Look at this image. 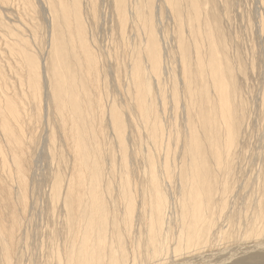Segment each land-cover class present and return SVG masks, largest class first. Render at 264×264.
<instances>
[{
    "label": "rangeland",
    "instance_id": "1",
    "mask_svg": "<svg viewBox=\"0 0 264 264\" xmlns=\"http://www.w3.org/2000/svg\"><path fill=\"white\" fill-rule=\"evenodd\" d=\"M7 3L9 5L6 6L0 1V70L9 85L7 91L18 93L26 89L20 85L23 63L15 46L21 40L16 32L28 43L35 61L40 65L44 63L41 89L44 116L32 130L28 207L24 216L20 209H16L22 223L11 263L59 264L75 243L70 200L66 194V182L72 171V154L59 130L60 117L55 111L58 106L55 96L59 97V93L55 90L51 71L58 63L55 53L53 55L51 36L56 45L60 43L67 47L66 36L61 34L63 22L55 20L51 7L47 10L42 6L43 0H7ZM137 3L141 17L154 22L161 49L162 74L159 82L152 81L150 96L161 123L158 128L162 150L159 152L153 143L156 135L154 125H148L139 111L138 116L134 105L131 70L145 37L143 27L135 17L133 1H126L129 19L123 27L117 16L115 0H78V14L79 10L83 12L99 57V93L105 115L100 121L94 119L99 108L91 105L93 92L81 79L90 116L78 113L81 116L78 119L85 117V126L91 137H85L84 145L91 157L95 132L100 128V154L91 162L90 179L92 181L94 175V181L102 191L106 250L114 247L117 238L121 237L126 252L130 253L134 248L140 251L135 259L127 258L126 264H176L178 261L177 264H184L187 260L192 263L198 254L203 259L200 264H219L228 256L237 257L233 251L246 246L250 239L258 237L257 240L264 242V0H172V10L163 0H137ZM4 24L8 26L4 27ZM197 57L204 58L206 62L211 59L210 70L215 71L218 67L227 84L232 130L229 146H222L224 134L221 130L216 135L214 130L211 134L207 131V112H210L211 124L218 129L216 121H213L217 105L210 81L215 79L204 74L201 80ZM182 58L187 63L186 80L182 75ZM69 65L72 71L75 70L74 62ZM59 73L65 74V71ZM204 84L212 95L205 96ZM52 88L54 98L49 97ZM175 88L178 89L177 98ZM158 90L161 94L157 93ZM81 98L78 95L70 102L71 112L80 106ZM141 98L145 106L144 96ZM193 108L197 109V122ZM23 111L28 116L26 125H23L28 135L27 124L32 115L29 103L23 106ZM116 117L119 124L113 122ZM121 119L125 121L123 135L119 131ZM155 119L154 113L152 120ZM193 133L196 137L192 136ZM216 136L220 141V146H217L219 159L213 154ZM193 139L196 144H193ZM150 169H155L159 175L166 198V221L169 222L168 251L154 261H147L149 248L144 218L149 211L141 208L142 202L151 196L148 195L151 189ZM9 171L13 172L11 159L0 156V173L8 176ZM194 173L196 179L193 180ZM123 174L128 175L134 192L138 190V209L133 214L134 224L129 239L122 237L120 225L125 211L120 196ZM10 185L15 187L13 178ZM57 188H60V196L54 198L52 191ZM194 199L197 200L196 207L191 208L188 202ZM86 201L87 196H84L81 210L85 208ZM185 212L189 214V223L194 221L193 216H203L199 224L201 241L195 247L178 251L176 238L180 230V215ZM85 213L87 210L84 209ZM247 231L253 232V239L245 238ZM136 242H140V246Z\"/></svg>",
    "mask_w": 264,
    "mask_h": 264
},
{
    "label": "bare ground",
    "instance_id": "2",
    "mask_svg": "<svg viewBox=\"0 0 264 264\" xmlns=\"http://www.w3.org/2000/svg\"><path fill=\"white\" fill-rule=\"evenodd\" d=\"M0 1L3 5H9L7 0ZM115 1L119 22L121 26L124 27L129 19L126 11L127 0ZM132 1L135 6V17L137 22L142 25L145 37L142 49L141 51L138 50L137 58L131 70V79L135 89L134 105L136 104L135 110L138 116H140L141 113L148 125H154L156 135L153 138V143L156 146V152H159L162 150L160 130L158 128L161 123L159 121L155 107H153L154 104L150 96L153 90L152 81L156 80L159 82L162 74L161 49L156 37V26L154 25V22L151 21L150 18H142L139 14L137 0ZM163 1L167 8H172V0ZM74 5L76 8L73 9ZM42 6L47 8V10L51 7L53 9V16L55 20L58 21V23L63 22L61 34L66 36L67 46L63 47L60 43H58V41H56L58 43V45H56L51 36L54 47L53 55L55 53L56 59L58 60V63L53 65L51 70L53 80L56 84L55 90L59 93V97L57 95L55 96L56 99H58V106L55 107V111H57L60 117L59 130L65 143L67 144L69 151L72 154V171L70 172L71 174L69 175V179H67L68 181L66 182V194L70 200L69 209L73 219L71 229L75 243L67 253L65 260H61L59 264H126L127 258L135 259L137 255H140V251L138 248H134L130 253L126 252L121 237L117 238L116 245L109 249L110 252L106 250V220L101 204L102 191L100 192L98 189L96 184L97 182L94 181V175L92 181L90 179L92 174L91 162L93 161L94 157L98 158L100 154V128L98 127L97 132H95V139L93 137L95 140V146L93 147V156L91 157L86 146L84 145L86 139L85 137H91L85 126V117L81 120L78 119L81 117L78 116V113H83L84 116H90V107L84 98L85 90L83 89L81 79L84 80L86 83L85 85H88V87H90L93 92L90 101L91 105L99 108V111H97V117L94 119L100 121L101 117H104L105 115L103 112L102 99L99 93V57L97 51L94 48V42L89 35L90 33L88 27L83 19V12L79 10L78 14V0H43ZM48 17L50 23H52L49 14ZM6 26L8 25L4 24V27ZM9 29L11 28L9 27ZM197 32L199 31L197 30ZM16 34L21 40H18V42L15 43V46L17 47V54L21 57L23 63V71L20 73V85L24 86L26 89L18 93L8 92L7 90L9 85L5 76L0 70V156L2 159L8 156L13 163V172L9 171L8 176L0 173V264H12L11 259L14 256L16 242L19 239L20 225L22 223L21 216L17 213L16 209H20L22 216H24L28 207L27 184L29 182L28 179L32 170V161H30L29 157V145L34 139V131L32 130L36 128V125L40 123V119L44 116L42 115L41 105V89L43 88L42 73L44 63L41 62L40 65L39 61H35L33 58V52L31 51L28 43L22 40L24 38L19 32H16ZM61 50L64 52L59 53ZM68 57L69 63L74 62L75 64V70L73 71L67 62ZM198 64V72L201 80L204 74L207 76L210 75L211 78L215 79H210V81L211 87L213 89L212 94H214L216 98L215 102L217 105L215 107L216 117L213 116V121H216L218 129L214 128L213 123L211 124L212 119L210 118V112H207L209 117V119L207 118L205 120L207 131L211 134L214 130V134L216 135L221 130L222 134H224V142L222 143V146H229L230 141L228 139L232 136V130L231 121L229 120L230 108L227 98V84L224 81L221 70L218 67L215 71L210 70L213 64L211 59L206 62L204 58L199 57ZM182 65V75L186 80L185 67L187 68V63L183 58ZM61 70L65 71V74H60L59 72ZM205 87L206 84H204L202 89L203 93L205 96L210 95L211 93H209ZM157 93L161 94V90H158ZM174 93L177 98V88H175ZM78 95L82 96L79 104L80 106L76 107L74 112H71L72 106L70 105V102L76 100ZM142 95L145 98V106L142 104ZM49 97L54 98V90L51 91V96L49 94ZM28 103L30 104L32 115L28 119L29 124H27V129L29 133L27 135V133H25L26 129L23 127V125H26V117L28 116H26L25 112L23 111V106L26 104L28 105ZM196 111L197 109L193 108L192 112L194 114V119L197 122ZM153 112L155 113L156 117L155 121L152 120V116L154 114ZM88 118L89 117H87V119ZM30 119H32V122ZM113 122L117 124L118 118L116 117ZM120 122L121 124L119 125V131L123 135V123H125V121L121 119ZM163 123H165V121ZM192 136L196 137V133H193ZM215 138L217 141L213 144V146H215L213 154L216 159H219V148L217 146H220V141L217 136ZM193 144H196L195 139H193ZM226 162L227 161H225V163ZM192 168L194 171L196 170L193 165ZM149 174L151 189L148 195L151 196L147 197L146 200L142 202L143 206H141V208L143 207V209L149 211V214L145 215V218L143 216L142 217L144 218V225L146 226V242L149 248L147 261H154L161 259V257L168 251L167 223L169 222L166 221V198L161 189L159 175L155 169H150ZM10 176L13 178V183L15 184L14 188L10 185ZM195 176L196 173H194L193 180L196 179ZM121 179L123 181L120 182V196L124 202L125 209L120 224L123 229L121 234L122 237L129 239V235L134 224L133 214L134 211L136 212L135 209H138L136 207V204H138L136 203L138 201V198L136 201V191L138 190L134 192L133 188L130 187L128 175L126 177L123 174L120 180ZM146 188L148 189V187ZM195 188H197V186ZM145 193L146 191H144L143 195ZM59 196L60 188L54 189L52 191V197L59 198ZM84 196H87V201L84 208L87 210V213L85 214H83L84 209L82 208L83 210H81V204H83ZM196 201L197 200L194 199L188 202L191 205V208L196 207ZM183 206L181 207L183 208ZM185 208L187 207L185 206ZM193 217H195L194 221L189 223V214L185 212L180 215V230L176 238V249L178 251L195 247L201 241V235L199 234V224L201 223L203 216ZM247 233L248 234L245 236V238L249 239L253 237L252 231H247ZM257 238L256 240H248V242L245 243L246 246L236 248L233 251L236 253L233 254H236L235 256L237 257L231 255L230 257L228 256L229 258L227 257L228 259L226 258V260H229V262L233 259V262L229 263L227 261L228 263H226V260L222 259L223 261H221L220 259L222 257H220L219 264H264V242L257 240ZM132 243L134 242L132 241ZM139 243L136 245L138 246ZM130 249H132V247ZM111 251L115 253L117 252L118 255H114V253ZM174 252L175 248H173V253ZM222 252L225 253L226 251ZM227 252L229 251L227 250ZM144 253L146 254V252ZM230 253L232 252H229V254ZM107 255L108 257L106 261L105 258ZM198 255L195 256L196 259L192 260V263L191 260L186 259L187 262L184 264H200L203 259L200 258V256L198 257ZM205 260L206 259H204V262H206ZM177 263H179V261Z\"/></svg>",
    "mask_w": 264,
    "mask_h": 264
}]
</instances>
